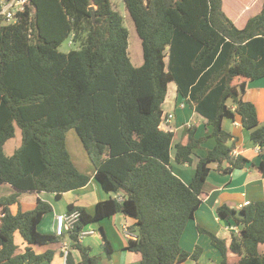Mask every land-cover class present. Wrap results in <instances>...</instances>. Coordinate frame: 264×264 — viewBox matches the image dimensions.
Segmentation results:
<instances>
[{"label":"trees","instance_id":"1","mask_svg":"<svg viewBox=\"0 0 264 264\" xmlns=\"http://www.w3.org/2000/svg\"><path fill=\"white\" fill-rule=\"evenodd\" d=\"M4 1L9 0L0 4ZM122 1L141 40L138 67L130 62L128 32L111 0H26L15 21L0 16V264L51 261L54 251L36 254L32 248L62 238L38 231L50 204L37 198L31 211L16 214L9 207L21 194L45 192L59 199L89 183L66 148L70 130L95 169L94 179L113 196L98 202L93 215L68 206L67 213L79 211V219L68 230L65 264H99L78 235L85 226L118 213L133 220L127 228L133 236L127 244L133 262L180 264L190 259L200 264L201 247L182 250L180 238L207 198L203 187L211 164L222 174L249 164L264 178V123L255 105L244 100L247 84L264 77V0L243 28L226 15L222 0ZM68 39L78 47L61 52ZM172 82L207 130L196 137V125L184 127L173 148V132L160 128ZM226 119H238L252 145L260 147L257 162L236 147L237 139L223 128ZM16 128L21 143L9 156L4 145ZM208 139L214 146L199 157L185 184L171 169V153L176 164L190 166L195 150ZM3 188L11 193L3 195ZM216 214L238 228L227 245L197 226L218 251L219 264H264L259 253L264 199L238 212L220 206ZM16 234L27 244L23 250L15 244ZM228 253L237 260L228 261Z\"/></svg>","mask_w":264,"mask_h":264},{"label":"crops","instance_id":"2","mask_svg":"<svg viewBox=\"0 0 264 264\" xmlns=\"http://www.w3.org/2000/svg\"><path fill=\"white\" fill-rule=\"evenodd\" d=\"M230 2L232 5H234L233 3L236 2V0H230ZM230 4H227V11L229 14L232 9ZM250 7L251 6H249V8ZM261 8L259 9V12L261 11ZM223 10L225 9L223 8ZM229 18L234 21L233 18ZM248 19H245L241 25L242 27L239 28H243ZM175 93L177 96L175 101L172 102V99H170V102L167 100L162 105L164 115L166 116L167 114H172L173 117L168 123H162L160 127L164 131L173 132L172 148L179 141L184 127L196 125V137H204L207 132V130H205V123L201 117L197 115L194 110L185 104L178 96L176 85ZM244 100L252 102L255 105L258 119L261 123H264V77L247 84ZM164 106L168 110H164ZM173 120L174 125L171 126L170 122ZM222 125L226 131H228L234 138L237 139L236 147L242 149V155L245 156L250 162H257L259 157L256 147L252 145L250 140L247 142V145H244V142L242 143L240 141L242 140V137H249V132L241 126L239 121L237 119L234 121L226 119L223 121ZM69 134L70 131L66 133V148L78 171L90 178L89 183L80 189L62 194L59 199H56L54 194L45 192L36 194H21L18 198V202L12 204L9 207L11 213L16 214L18 211H31L35 206L37 198L49 203L52 210L43 217L41 223L38 226V231L41 234L54 235L55 218L57 215L67 213L69 205H75L76 207L84 209L87 214L93 215L95 211V205L98 202L107 200L113 196L112 194H108L103 191L94 179L95 169L89 160L83 145L79 146L77 145V142H73V140H71L70 145L68 144ZM71 138L73 139V136H71ZM213 146L214 141L212 139L204 141L202 146L195 150V154L193 155V163L190 166L176 164L173 159L172 152L171 169L173 173L182 182L189 184L194 176V169L199 157L205 156L207 151ZM173 165H175V167H173ZM224 166H226V164H224ZM203 190L206 192L207 198L201 203L198 210L195 212L194 218L186 224V227L180 238V247L182 250L193 252L196 246L201 247L202 254L197 261V263L200 264H205V262H207V258L202 261V258L206 256H208L209 260L220 261V255L218 251L211 246L209 237L206 234H201L197 230V226H200L203 229L215 234L219 238L225 239L228 245L229 240L234 233L231 229L233 224L232 222L229 223L220 219L216 214V209L220 206H227L238 212L236 210V206L244 201L252 203L263 200L264 178H262L256 169L249 164L243 169L234 170L229 174H222L218 172L216 170V164H211V171L206 179ZM4 191L5 195H9V193H11L9 189ZM132 223V219L125 217L120 213L115 214L110 218L102 219L99 222H93L85 226L82 231H93V234L79 238V241L82 245L91 249L90 254L98 258L99 264H138L137 262H133V254L127 250L129 238L124 234V228H128ZM100 230L103 231V234L111 247L110 255L106 254V248L102 242ZM63 234L64 235H62V238L57 240L55 243L32 246L36 254H42L47 250L54 251L51 261H44L39 264H65V258L62 251L60 250V246L63 242L67 243L68 252L70 251L69 231L65 229ZM14 241L21 250L27 246V244L24 243L17 234L14 237ZM260 247L264 250V246L260 245ZM93 249H96L97 251L94 252ZM72 252L74 259L79 261L80 256L78 252ZM227 258L228 261L231 262L237 260L236 256L232 255L231 253H228ZM189 262L196 264V262L190 259H187L185 262L180 264H188Z\"/></svg>","mask_w":264,"mask_h":264},{"label":"rangeland","instance_id":"3","mask_svg":"<svg viewBox=\"0 0 264 264\" xmlns=\"http://www.w3.org/2000/svg\"><path fill=\"white\" fill-rule=\"evenodd\" d=\"M262 2L263 0H236V2H234L232 5V3L230 2V0H223V8L225 9V13L227 14L228 17H231L234 19V24L236 25V27H242V23L244 22L245 19H248L249 17H253L254 15H256L259 12V9L262 7ZM231 3V4H230ZM253 3V4H251ZM227 4H230L232 9L231 12L229 14L228 10V6ZM111 5L112 8L117 11L123 18V25L126 28L127 32H128V56L130 59L131 64L134 67H138L142 64L143 62V57H142V47H141V40L138 37V34L136 32L134 23L131 19V17L129 16L128 12L126 11L125 7H124V3L122 0H111ZM249 6H251L249 8ZM78 47L77 44H74L71 39H68L66 42H64V44L59 48L61 52H68L71 49H76ZM176 93H175V84L174 83H170L169 87H168V93L166 96V100L165 102L168 100L170 102V99H172L171 101H175L176 99ZM179 101V99H178ZM164 102V103H165ZM168 110L165 106H164V110ZM238 120V119H237ZM239 121V120H238ZM170 125L173 126L174 125V120L170 122ZM246 130V129H245ZM71 136H73V139L71 138ZM249 137L245 138L242 137L240 140L242 143L244 142V145H247V142H249ZM71 140H73V142H77V145L81 146V141L78 138L77 134L75 133L74 130H70V134L68 135V144L70 145ZM21 143V134H20V130L18 128H16V132H15V137L10 139L5 145H4V153L6 155H12L13 151L20 146ZM246 147V146H245ZM173 167H175V165H173ZM189 170V169H188ZM193 171V170H192ZM4 190H8L7 188H3ZM2 189V194L5 195V191ZM261 201V200H260ZM187 241V240H184ZM184 246V245H183ZM264 246V245H262ZM94 252H96V249H93ZM259 253L264 254V250L261 249V247L259 248ZM94 256V255H93ZM207 258V262H205V264H219L220 261H212L209 260L208 256L203 257L202 261H204ZM212 262V263H211ZM188 264H192L191 262H189Z\"/></svg>","mask_w":264,"mask_h":264},{"label":"built area","instance_id":"4","mask_svg":"<svg viewBox=\"0 0 264 264\" xmlns=\"http://www.w3.org/2000/svg\"><path fill=\"white\" fill-rule=\"evenodd\" d=\"M26 0H9V1H4L0 4V16L5 17V20L7 22L10 21H15V15L18 12H22L24 10V4ZM172 114H167L164 116L163 122L162 123H168L172 119ZM256 150L259 152L260 147L256 146ZM235 152L232 153V156H235ZM250 202L244 201L241 204H238L236 206V210L239 211L243 207L249 205ZM79 219V211H72L70 213H65L61 215H57L55 218V225H54V234L55 236H62L63 233L65 232V229L67 230H72L75 223ZM234 233H237L238 228L236 226H233L231 228ZM93 234V231H81L78 235V238H83L84 236ZM124 234L128 238H133L130 234L127 232V227L124 228ZM60 250L62 251L64 258L66 257L68 253V245L67 243H62L60 246Z\"/></svg>","mask_w":264,"mask_h":264},{"label":"water","instance_id":"5","mask_svg":"<svg viewBox=\"0 0 264 264\" xmlns=\"http://www.w3.org/2000/svg\"><path fill=\"white\" fill-rule=\"evenodd\" d=\"M93 15V19H94V14H92Z\"/></svg>","mask_w":264,"mask_h":264}]
</instances>
